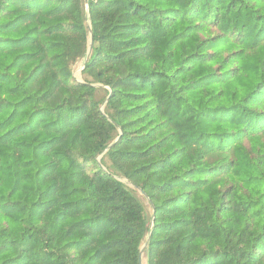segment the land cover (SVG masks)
<instances>
[{
    "label": "trees",
    "instance_id": "trees-1",
    "mask_svg": "<svg viewBox=\"0 0 264 264\" xmlns=\"http://www.w3.org/2000/svg\"><path fill=\"white\" fill-rule=\"evenodd\" d=\"M148 237L146 264H264V0H0V264Z\"/></svg>",
    "mask_w": 264,
    "mask_h": 264
},
{
    "label": "water",
    "instance_id": "water-1",
    "mask_svg": "<svg viewBox=\"0 0 264 264\" xmlns=\"http://www.w3.org/2000/svg\"><path fill=\"white\" fill-rule=\"evenodd\" d=\"M85 1L87 2L88 0H85ZM88 28L90 30V39H89V46H88L87 55L85 57V62H87V60L90 58V55H91V52H92V48H93V41H94V37H93V34L91 32V24H90V22H88ZM80 81H82V80H80ZM102 110H104V106L102 107ZM101 157L102 156L98 157L99 161H100ZM123 181H127L130 186L135 187L128 179H123ZM143 195H145V194L143 193ZM153 222H154V216L152 217V224H153ZM148 240H149V237L146 239V241L143 243V245L140 248V264H143V258H144V255H145L146 247L148 245Z\"/></svg>",
    "mask_w": 264,
    "mask_h": 264
},
{
    "label": "rangeland",
    "instance_id": "rangeland-1",
    "mask_svg": "<svg viewBox=\"0 0 264 264\" xmlns=\"http://www.w3.org/2000/svg\"><path fill=\"white\" fill-rule=\"evenodd\" d=\"M85 58L80 59L73 67V74L77 80H82V69L84 67ZM143 264H146V257L144 255Z\"/></svg>",
    "mask_w": 264,
    "mask_h": 264
}]
</instances>
